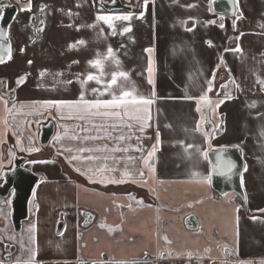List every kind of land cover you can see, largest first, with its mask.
Wrapping results in <instances>:
<instances>
[{
    "label": "crops",
    "instance_id": "1",
    "mask_svg": "<svg viewBox=\"0 0 264 264\" xmlns=\"http://www.w3.org/2000/svg\"><path fill=\"white\" fill-rule=\"evenodd\" d=\"M100 1L31 0L32 10L27 12L20 9L28 0H9L17 6L18 13L8 33L12 59L6 58L0 64V82L12 91L18 106L76 100L80 91L78 75L94 71L88 61L97 53L105 54L111 46L123 70L130 74L131 84L155 101L151 106V127L141 132L131 121V129L123 128L114 135L131 136L121 146L141 147L144 154L156 145L155 173L145 170V186L92 184L75 168L84 171L105 162L69 164L71 155L78 153L63 151L81 146L80 141L69 138L76 133L80 121L61 119L58 110L39 109V105L36 109L25 107L13 117L4 112L0 103V116L7 115L11 129L0 144L5 161L11 150L15 157H26V167L41 177L29 220L36 239L33 248L37 264H78L81 260L101 264L110 259L136 264H264V212L259 211L264 209V86L259 83L264 80V0H235L233 17L216 13L213 0H148L146 10L144 0H123L136 5L132 31L116 36L109 35L107 26H103V35L98 34L99 29L88 27L95 22L98 11L128 12H109ZM41 5L46 6L44 13L40 12ZM69 10L74 14L71 17L66 14ZM142 12L143 19H139ZM41 19L45 24L43 31L37 33L35 27L40 26ZM127 24L117 22L118 32L122 33ZM81 39L86 42L84 46L78 44ZM72 44L77 47L70 48ZM149 47L154 49L151 57L145 51ZM237 47L242 52L233 51ZM149 59L154 67V87L147 83ZM111 71L113 66H107L106 72ZM214 72L213 92L209 96L214 102H223L214 109L202 108L204 124L198 131L201 113L195 111V103L186 96L201 95ZM24 77L26 82L17 85V79ZM69 80L73 82L66 83ZM253 103L255 107H250ZM37 109L43 112L42 116L27 115ZM67 114L65 110L64 115ZM50 121L55 123V134L50 144L42 147L41 126ZM65 128L68 136L64 135ZM204 130L212 132L214 147L240 149L245 161V200L236 193L222 196L211 184L199 183L193 176V172L211 174L210 163L196 151L197 147L207 148ZM58 136L61 139L57 140ZM17 138L25 149L39 150L21 152ZM113 143L109 142V147ZM115 155L124 158L116 165L120 170L126 164L133 172L142 168L139 152ZM128 156L136 159L128 161ZM106 163L113 166L112 161ZM11 165L5 163L0 175ZM114 174L119 176L121 172ZM129 196L135 199L129 200ZM0 199L2 237L6 223L10 222L9 229L13 225L9 202ZM141 200L143 203L137 204ZM128 203H132L131 209L126 207ZM190 215L199 222L197 230L186 226ZM88 217L91 221L86 225ZM61 222L63 228L58 233ZM101 223L119 228L109 233L107 228L99 227ZM165 236L171 244L165 242ZM5 244L4 239L0 240V260L8 264ZM162 252L168 258H161ZM15 253L13 261L17 258ZM23 254L21 259L29 255Z\"/></svg>",
    "mask_w": 264,
    "mask_h": 264
},
{
    "label": "snow or ice",
    "instance_id": "2",
    "mask_svg": "<svg viewBox=\"0 0 264 264\" xmlns=\"http://www.w3.org/2000/svg\"><path fill=\"white\" fill-rule=\"evenodd\" d=\"M113 3L116 0H112ZM148 0H144L145 10L147 8ZM6 4H0V13L3 12L4 8L7 7ZM80 7V5H77ZM20 10L31 12L32 4L31 0H28L26 6L22 7ZM46 10V6L41 5L40 12L44 13ZM70 17L74 15L71 10L66 13ZM78 15V14H75ZM133 12L127 13H105L102 11H98L95 22L88 27L93 29H99V35L104 34V27L110 30L109 35L116 36L118 34H125L132 31L131 21L133 19ZM144 13L142 12L139 15V19H143ZM32 20H35L36 17H31ZM3 20V16L0 15V21ZM117 22H128L127 25L122 27V33L118 32ZM183 23V22H182ZM40 27H35V31L40 33L43 31V26L45 21L41 19L39 21ZM71 27V25H69ZM10 25L7 26L10 29ZM220 27H224L223 24ZM79 30V27L77 28ZM192 30V29H187ZM8 39V32L5 31V28L0 26V64L4 63L6 58L7 60L12 59V49L10 45H5L3 43L4 40ZM211 45V42H208ZM78 44L84 46L86 42L81 39L78 41ZM77 44L70 45V48H76ZM123 47V45H121ZM23 51V49H21ZM149 57L154 52V49L149 47L145 50ZM233 51L242 52V49L237 47ZM7 54V56L5 55ZM223 62V61H222ZM32 61H29L31 64ZM73 63H78V61H73ZM88 64L91 69L94 71H89L86 74H80L77 77L76 83L80 85V91L78 98L76 100H50V101H42V102H34L30 105L20 104L19 106L15 102V97L12 95V91L8 90L7 85L3 82H0V85H3V91H0V103L4 106V112L7 115H11L15 117V115L20 114V112L25 108L36 109V106L39 105V109H56L60 113L61 119H75L80 121L81 123L76 125V133L71 135L69 138L74 141H80L81 146L74 148H65L63 151H67L69 153H73L74 151L78 154L71 155L68 159L69 164H73L74 161H104L105 163L99 166L88 167L86 170L82 171L80 168L76 167L75 171H77L80 175L85 176L86 179L92 184H103V185H122L125 183H139L140 186H145L148 181L145 179V170L150 173H155V167L153 163V158L155 153L157 152V146L153 145L151 150L147 151L141 147L132 146H121L123 142L131 139V136H125L123 134L114 135V133L119 132L123 128L131 129L133 124L131 121H135L139 130L143 132L148 127H151V106L154 104V99L150 97H145L139 93L138 89L134 84L130 82V74L127 71H124L122 68V62L118 58L116 50H114L111 46L107 48L105 54L97 53L96 58L88 61ZM113 66V71L106 72L107 66ZM148 74L147 83L154 87L155 81L153 79L154 67L153 62L149 59V65L146 69ZM46 75V70L41 72V76ZM57 75H62V73H58ZM26 82V77L18 78L16 81L17 85H22ZM73 81L69 80L66 83L71 84ZM215 82V72L213 75L207 80L206 90L199 95L198 97L186 96V99L193 101L196 105L195 111L201 113V119L197 124V129L200 130V125L204 124L203 112L202 108L214 109L219 107V104L223 101H213L209 93L213 92V85ZM259 83L264 86V80H260ZM94 84V87H89V85ZM221 87H225V85H221ZM238 88L239 85H236ZM154 95V93H153ZM11 103V107L9 104ZM250 107H255V103L250 105ZM37 109L35 112H28L27 115H43V112ZM65 110H67V116L64 115ZM6 116H0V144L4 143V136L10 129L9 121ZM68 129L65 128V136H68ZM158 131V130H157ZM214 131V129L212 130ZM81 133H86L85 135H81ZM12 135H16V132L12 130ZM203 135L206 137L207 148L201 150V148L197 147L196 151L201 155L203 160L208 161L210 164L212 161L210 160V153H215V163L212 164L211 174L209 175H201L198 172H193V176L196 178L197 182L204 184H211L212 175H221V176H231L235 173L237 168L236 163L226 155L228 149L226 147L215 148L212 144V132L209 130H204ZM264 135V133H262ZM61 139V137H57V140ZM137 140L140 137H136ZM103 141L104 143H88V142H96ZM109 142H115L109 147ZM16 144L19 146V150L21 152H36L39 149L35 147H29L25 149L22 141L17 138ZM195 147L194 145H188V148ZM136 151L141 153L142 155L139 159L142 160V168L137 169L135 172L132 171V168L126 164L123 170H120L116 165L120 162V160L124 159L123 157H117L116 153H128L130 151ZM88 153L89 155L83 156L81 154ZM99 154V155H97ZM9 159L5 161L3 151H0V170L3 169L4 164H12L15 159V153L9 150L8 152ZM190 155V154H189ZM128 161H133L134 157L128 156L126 158ZM107 161H112L113 166L109 167ZM36 161H33L35 163ZM40 163H47L48 161H39ZM117 171H120L121 174L119 176L115 175ZM139 177V180L137 179ZM154 191V189H150ZM135 197L129 196V200H134ZM137 204H142L143 201H136ZM125 205H121L124 207ZM129 209L133 207L132 203H128L126 205ZM239 211V209H237ZM264 212V209L259 210ZM101 229L107 228L109 233H112L118 230L119 226L112 227L108 226L105 223H101L99 225ZM32 228H29V232H32ZM3 237H0L2 240ZM8 240H13L15 237L8 236ZM166 243L171 244V241L168 240L167 236L163 238ZM32 243H35V237H30ZM21 249L26 250L29 255L26 258L21 259V257H17L15 261L12 260V254L9 252L8 264H37L35 260V256L37 254L35 248H27L25 249L24 244L21 242ZM10 247V246H6ZM227 251V250H226ZM191 256V253H188ZM161 258H168V255L165 253H160ZM0 264H4V260H0ZM85 264V262H82ZM101 264H136L135 261H115L114 259H110L109 261H101Z\"/></svg>",
    "mask_w": 264,
    "mask_h": 264
},
{
    "label": "water",
    "instance_id": "3",
    "mask_svg": "<svg viewBox=\"0 0 264 264\" xmlns=\"http://www.w3.org/2000/svg\"><path fill=\"white\" fill-rule=\"evenodd\" d=\"M213 9L216 13L225 14L229 17H233L236 13L235 0H213ZM0 4H6L0 15L3 16V20L0 21V26L5 28V31L9 33L8 25H11L14 18L17 16L18 8L16 5L9 3V0H2ZM100 4L109 12L112 11H128L133 12L136 9L135 4L125 3L123 0H116L115 3L111 1L101 0ZM35 20H32L34 23ZM40 27V26H39ZM5 45H10L11 42L8 39L4 40ZM7 56V54H5ZM55 134V123L50 121L49 123L41 126L40 144L42 147H47ZM215 148H220L215 147ZM228 152L226 153L237 165L235 173L229 178L228 176L212 175V188L220 195L224 196L230 193H236L243 200L246 199L245 190L242 182V175L245 168V161L241 154V151L237 147H226ZM215 153H210V164L215 163ZM27 158L16 156L10 168L5 169L0 175V198L8 200L10 205V219L15 231L19 232L23 228L24 221L30 219L31 203L34 197L35 190L41 181L40 175L33 172L26 167ZM88 223L91 219L88 217ZM186 226L190 230H197L199 228V222L194 215H190L185 220ZM63 223H59L57 232H61ZM10 246V247H6ZM4 249L6 251L5 258L8 257L9 252L13 255L16 251V247L10 244H5ZM13 259V257H12ZM7 260V259H6ZM8 261V260H7ZM92 264L90 261L81 260L78 264Z\"/></svg>",
    "mask_w": 264,
    "mask_h": 264
},
{
    "label": "rangeland",
    "instance_id": "4",
    "mask_svg": "<svg viewBox=\"0 0 264 264\" xmlns=\"http://www.w3.org/2000/svg\"><path fill=\"white\" fill-rule=\"evenodd\" d=\"M0 207L2 208L1 199H0ZM29 220L24 221L23 228L19 232L15 231L14 228H12V226H11V229H9L10 222L6 223V227L3 229L2 237L6 241L7 244H10L16 247V250H17L15 253L16 257H21L24 255L23 253H27L26 250L21 249V246H20L21 242L24 244L25 249L33 248L36 245V239H35V243H32L30 240V237H35V234L34 232H31V233L29 232ZM10 235L15 237V239L8 240L7 237Z\"/></svg>",
    "mask_w": 264,
    "mask_h": 264
}]
</instances>
